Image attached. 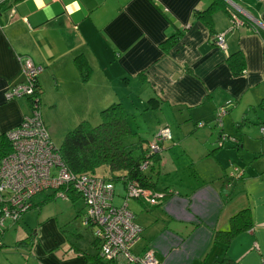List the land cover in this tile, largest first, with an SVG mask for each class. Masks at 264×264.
<instances>
[{"label": "crops", "instance_id": "obj_1", "mask_svg": "<svg viewBox=\"0 0 264 264\" xmlns=\"http://www.w3.org/2000/svg\"><path fill=\"white\" fill-rule=\"evenodd\" d=\"M212 1L0 4V141L31 112L26 98L4 96L23 81L21 58L29 57L42 68L40 112L47 129L57 127L55 111L61 110L68 128L121 102L129 126L131 118L141 120L132 131L146 136V146L168 126L172 139L163 141L162 150L182 147V164H161L160 154L153 167L157 188L170 192L164 200L149 206L133 199L136 208L126 202L142 228L132 252L152 248L158 264H215L225 257L264 264V0H222L226 9H216L208 27L195 13ZM230 12L245 23L231 26ZM222 32L224 49L214 41ZM174 34L177 42L163 48ZM235 52L244 57L243 73L234 74L227 61ZM77 55L87 60L86 79L75 65ZM220 107L226 111L217 123ZM244 117L248 124L238 127ZM238 171L241 177H230ZM55 199L6 222L0 264H111L95 258L97 249L85 235L65 228L68 210L53 205ZM244 208L252 227L228 244L216 241L215 233L227 230L230 217ZM89 242L95 246L93 237Z\"/></svg>", "mask_w": 264, "mask_h": 264}, {"label": "built area", "instance_id": "obj_2", "mask_svg": "<svg viewBox=\"0 0 264 264\" xmlns=\"http://www.w3.org/2000/svg\"><path fill=\"white\" fill-rule=\"evenodd\" d=\"M6 0H0V4ZM231 26L243 25V17L230 12ZM214 41L224 49V32L216 35ZM23 81L8 88L4 94L6 100L19 97H33L30 114L24 116L20 124L9 130L5 137L9 150L0 155V232L7 221H17L31 208L33 198L46 190L55 192V196L69 200V191L77 193L83 201L86 213L82 224L90 227L98 257L113 264H158L155 252L147 248L142 254L132 252V246L140 238L142 228L135 221L133 212L127 203L114 205V190L108 187L104 179L89 173L75 174L63 161L45 126L36 101V82L41 66L29 57L21 58ZM226 109L220 107L217 123ZM202 124V123H201ZM200 124V125H201ZM264 136V126L259 127ZM224 139V137H222ZM168 126L160 128L149 141L141 169L146 170L152 163L154 154L162 150V143L171 140ZM231 178L241 177L242 171ZM127 195L124 198L137 199L149 206L158 205L164 198L161 191H152L136 180H126Z\"/></svg>", "mask_w": 264, "mask_h": 264}, {"label": "trees", "instance_id": "obj_3", "mask_svg": "<svg viewBox=\"0 0 264 264\" xmlns=\"http://www.w3.org/2000/svg\"><path fill=\"white\" fill-rule=\"evenodd\" d=\"M225 8L226 3L222 0H213L210 5L202 11L195 13L196 17L205 25L211 27L212 14L218 8ZM179 34L169 36L162 42V47L167 48L177 42ZM227 61L234 74L243 73L244 57L241 52H235L228 56ZM75 65L80 70L82 78L86 79L89 74V66L87 60L82 55H77L74 58ZM37 102L40 104L42 89L39 81L35 84ZM29 105L33 102V97L26 98ZM264 107V104H261ZM100 122L97 125H91L87 120L80 121L76 126L69 130L61 143L59 148L60 155L68 166V168L75 174L89 173L95 175V170L100 166L105 167L110 171V178L113 180H136L139 184L152 191H161L164 193L163 200L170 194L168 190L157 188L155 182L152 180L150 173L146 170H153V167L158 162V155L156 153L152 157V163L148 169L142 170L141 164L144 159L146 147H141L140 155L135 157L132 154L127 138L135 134L128 123L127 112L121 102H113L104 107L100 111ZM246 117L238 124L242 127L248 124ZM264 126V125H260ZM259 126V127H260ZM9 150V143L5 134L1 136L0 141V155ZM69 200L75 201L80 196L69 191ZM37 196H42L38 203L32 201V206H38L41 203L51 201L56 198L55 192L45 193L41 192ZM137 200V199H136ZM140 201V200H139ZM134 214V213H133ZM251 216L249 208L239 210L230 217V225L227 230L217 231L215 233V240L228 244L229 241L238 233L248 230L252 227ZM95 258L99 261L101 259L98 254ZM102 262V261H101ZM113 264L112 262H108ZM215 264H235L225 257L218 260Z\"/></svg>", "mask_w": 264, "mask_h": 264}, {"label": "rangeland", "instance_id": "obj_4", "mask_svg": "<svg viewBox=\"0 0 264 264\" xmlns=\"http://www.w3.org/2000/svg\"><path fill=\"white\" fill-rule=\"evenodd\" d=\"M48 93L49 92L44 91V95H46L48 97L51 96ZM19 98H22V97H19ZM23 98H25V97H23ZM100 111H99V116H97L96 118H92L90 120H87L91 125H97L100 122V120H101L100 119ZM50 112L51 111H47L46 115H48L51 118ZM63 118L64 117L62 116L61 110L55 111L54 116H52V120L53 119L55 120L57 127H50L49 129H47L53 143L56 146H60L62 141H63L65 134L69 130H71L74 126H76L78 124L77 123L76 125H73L70 127L68 126V128H67L65 126H62L65 124V119H63ZM130 121L132 122V124H130L131 130H134L136 124L140 125V123H141V120L139 118L138 119L137 118L136 119L131 118ZM145 137L146 136L133 134L129 138H127L126 142L129 143V145H130L129 147L132 150V154L135 155V157L140 155L141 146L142 147L146 146L147 141L143 140ZM186 142H188L187 137L184 140V143H186ZM181 149H182V147L180 146L177 149H174V150L169 151V152H168V149L167 150H161L159 152V154L162 155L160 163L162 164L164 161L166 163V165H171L174 163L179 164V165L182 164L181 162L183 161V158H184L183 156H184L185 152L182 151ZM146 172L151 174L154 181H156V178L159 177L154 171L152 172V170H150V169L146 170ZM160 173H161V176H164L165 170L164 169L161 170ZM95 176L103 178L105 184L108 187L113 188V190H114V197H113L114 205H121L124 202L128 201L131 208H133V207L136 208V205L133 204V199L131 197L130 198H128V197L124 198V196L127 195L125 183L122 182L121 180L111 179L110 178L111 174H110L109 170H107L105 167L100 166L99 168H97L95 170ZM50 192H51V190L45 191V193H50ZM55 204L61 205L64 210H68L67 211L68 212L67 220H66L65 225H64L65 228L67 230H69V227H70L72 230L75 229L76 231H78L77 233H81L82 235H85L86 239H87L86 241L88 242V244L91 247H93V250H94V247L97 248L96 244L94 246V245H91L89 242V240L92 239V233H90L91 228L85 227L82 224V217L86 213V208L84 207L82 199L79 198V199H76L75 201H71V200H66L63 198L56 197L55 201L53 202V205H55Z\"/></svg>", "mask_w": 264, "mask_h": 264}, {"label": "water", "instance_id": "obj_5", "mask_svg": "<svg viewBox=\"0 0 264 264\" xmlns=\"http://www.w3.org/2000/svg\"><path fill=\"white\" fill-rule=\"evenodd\" d=\"M229 2L233 3L232 0H228ZM224 137V136H221V138ZM223 139V138H222Z\"/></svg>", "mask_w": 264, "mask_h": 264}]
</instances>
